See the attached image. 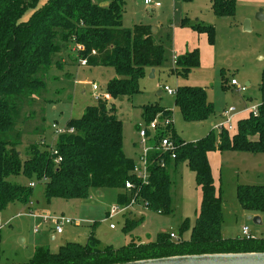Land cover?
I'll list each match as a JSON object with an SVG mask.
<instances>
[{"label": "trees", "instance_id": "16d2710c", "mask_svg": "<svg viewBox=\"0 0 264 264\" xmlns=\"http://www.w3.org/2000/svg\"><path fill=\"white\" fill-rule=\"evenodd\" d=\"M37 2L0 0V210L14 202L27 204L34 190L30 183L45 179L47 199H86L93 188H115L122 208L142 202L148 209L169 215L174 210V176L184 162L195 174L201 204L186 239L182 233L189 228L188 219L182 221L177 239L161 232L152 241L133 238L122 247H104L92 232L85 244L68 242L58 252L38 246L25 263L0 264H118L181 255L264 252V236L247 239L224 235L222 192L215 185L208 157L213 151L264 154V70L260 84L263 102L255 114L237 121L233 133L221 129L216 135L211 130L203 138L187 142L179 137L173 121L165 125L167 118L172 120L173 110L160 104L145 106V124L158 118L159 129L150 141L148 179L144 182L134 172V160L123 150V121L112 101L141 91L139 81L146 69L163 63V44L154 40L151 25L123 26L125 0H48L23 21L25 12ZM237 6L238 0H211L218 18L234 19ZM186 21L188 18L183 19ZM191 29L206 34L209 44L214 45V26L197 22ZM77 45L84 48L78 51V59L85 60V66L115 69L117 76L105 86L112 101L100 98L81 117L70 119L66 126L74 132L58 136L56 154L52 146L38 142L21 152L24 132L17 126L23 107L37 98L45 100V78L50 68L60 63L56 60L59 55ZM200 64V50L195 48L178 56L171 73L187 77ZM176 90L175 103L185 121H205L214 113L204 87L185 85ZM29 117L26 114L23 119ZM163 137L175 145L173 160L158 149ZM21 175L30 183L10 180ZM128 181L132 183L130 189L126 188ZM237 198L244 210L264 213V185L241 184ZM134 224L127 221L124 230Z\"/></svg>", "mask_w": 264, "mask_h": 264}, {"label": "rangeland", "instance_id": "374dc122", "mask_svg": "<svg viewBox=\"0 0 264 264\" xmlns=\"http://www.w3.org/2000/svg\"><path fill=\"white\" fill-rule=\"evenodd\" d=\"M47 1L38 0L35 7L25 12L22 20H28ZM125 2L123 26L132 29L135 24L151 25L155 29L154 40L164 46L162 65L154 68V77L152 68L146 69L139 81V93L113 101L110 96L107 99L115 103L117 116L123 121V150L135 164L141 163L140 156L144 151L139 128L145 126L143 108L147 105L160 104L173 110L175 131L180 138L192 142L211 130L218 135L219 125L227 120L225 111L230 108H235L234 115L239 116L254 111L263 102L260 84L264 70V0H238L234 19H217L211 9V0H153L150 5L145 0ZM157 3L159 6L155 5ZM184 18H188L185 23ZM197 22L215 27L214 45L209 44L206 34L193 32L191 26ZM194 47L200 50L203 59L200 66L187 77L171 73L175 67L173 57ZM70 49L57 57L60 63L56 62L45 78V100L37 98L35 103L31 101L23 107L17 126L24 132L19 147L21 152L33 142L55 146L58 135L53 125L62 128L70 119L81 117L88 106L96 103V93L106 92L107 82L117 76L113 67L81 65L78 50L73 46ZM232 80L245 86L248 83L247 90L240 92L237 87L230 86ZM94 84L99 86V90L93 89ZM185 85L206 89L207 99L214 106L209 119L185 121L176 106V95L164 91L165 86L176 90ZM159 91L163 93L159 95ZM26 114L30 117L25 121ZM224 152L220 169L215 161L212 162L215 185L223 198L224 235L241 236L242 228L248 226L252 234L259 235L256 238L264 236V213L257 215L262 220L261 224L255 223V212L244 210L237 198V188L241 184L264 185V154L258 157L259 162L252 157L253 153ZM258 163L262 166L261 171H254ZM10 180L30 183L23 175L12 176ZM34 183L33 195L27 204L14 202L0 210V263H25L32 258L38 246L58 252L68 242L85 244L92 232L104 247H122L133 238L152 241L161 232L178 236L182 221L188 219L189 228L182 233L186 239L201 204V191L196 185L195 174L185 162L180 164L174 176V210L169 215L148 209L140 202L131 203L110 217L112 208L119 205L118 189L93 188L86 199H47L44 181L34 180ZM31 210L37 215L65 216L79 223L64 225V232L58 234L50 228L51 224L29 216ZM127 221L135 222L130 230H124ZM112 224L115 228H111ZM37 227L41 228L39 233L36 232Z\"/></svg>", "mask_w": 264, "mask_h": 264}, {"label": "built area", "instance_id": "2783aa9c", "mask_svg": "<svg viewBox=\"0 0 264 264\" xmlns=\"http://www.w3.org/2000/svg\"><path fill=\"white\" fill-rule=\"evenodd\" d=\"M146 3L147 4H152L153 3V0H146ZM156 6H159V3L155 4ZM76 49L78 51H81L83 50V46L81 45H77L76 46ZM177 59H178V56L175 55L173 57V60H174V63L177 62ZM81 65L85 66L86 65V61L85 60H81L79 61ZM231 86L233 87H237L238 90L240 92H245L247 90V86L245 85H240L236 80H232L231 83H230ZM93 89L95 91L99 90V86L94 84L93 85ZM164 91H166L168 94L170 95H174L176 94V91L177 90H173L171 88H169L168 86H165L164 87ZM95 98L96 100L102 98V99H108L109 98V94L106 93V92H100V93H96L95 95ZM251 112H254V114L257 112V108L254 110V111H251ZM235 108H230L229 110L225 111V115L227 116V120L225 122H223L222 124L219 125V131L221 129H227L229 130L230 132H232V130L235 128L234 126V122H233V118L235 117ZM172 123V120L170 118H167L165 120V125H171ZM54 129L56 130L57 132V135L60 136L62 134H65V133H72L74 132V128H68L66 125L62 128L58 127L56 124L53 125ZM159 129V121H158V118L152 120L149 124H145L144 128H139V134H140V137L142 139V143L144 144V151H143V154L140 156V164L139 165H135V169H134V172L135 174L141 178L144 182L147 181L148 179V169H147V155L151 149V139H153V137L155 136L156 132L158 131ZM44 143V142H42ZM160 146L158 149H161L163 150V152H167L169 153V158L170 159H175L176 158V153H175V145L174 143L168 138V137H163L160 139ZM45 144V143H44ZM52 151L56 154L57 151L54 149V146L52 147ZM58 161L60 160L57 159ZM45 182V179L43 180ZM30 186L31 187H35V183L32 182L30 183ZM132 187V183L130 181L126 182V188L127 189H130ZM122 209L121 206H114L111 210V212L109 213V216H114L115 214H117L118 212H120ZM29 216L31 217H36V218H40L44 223H46L47 225L48 224H51L49 225L50 228L53 230V231H56V233L58 234H62L64 232V225L66 224H77L79 222H76L74 219L72 218H68V217H65V216H59V215H41V214H35L34 211H29ZM111 228H115V225L112 224L111 225ZM41 231V228L40 227H37L36 228V232H40ZM242 236L243 237H246L247 239H254L256 238L255 235H253L251 232H250V229L248 226H244L242 228ZM171 237L173 239H177L178 236L175 234V233H171Z\"/></svg>", "mask_w": 264, "mask_h": 264}, {"label": "water", "instance_id": "95a60500", "mask_svg": "<svg viewBox=\"0 0 264 264\" xmlns=\"http://www.w3.org/2000/svg\"><path fill=\"white\" fill-rule=\"evenodd\" d=\"M152 31L154 32L155 29L152 28ZM154 71L152 69V77H154ZM160 93L159 91L158 94L160 95ZM254 221L257 224L262 222L257 215L254 217ZM118 264H264V252L181 255Z\"/></svg>", "mask_w": 264, "mask_h": 264}, {"label": "crops", "instance_id": "0c3cea01", "mask_svg": "<svg viewBox=\"0 0 264 264\" xmlns=\"http://www.w3.org/2000/svg\"><path fill=\"white\" fill-rule=\"evenodd\" d=\"M146 1V0H145ZM152 9V7H149V9ZM217 19H220V18H218L217 17ZM227 19H229V18H227ZM155 32V31H154ZM153 32V33H154ZM194 33H197V32H195V31H193ZM197 35H204V34H197ZM206 36V35H205ZM196 47H194V48H192L191 50H193V49H195ZM182 54H184V52H181V53H179V55H182ZM177 56H178V54H176ZM201 60H203L202 59V57H201ZM249 84L247 83V86H248ZM231 86V85H230ZM161 93H160V95L163 93V91H160ZM84 113V112H83ZM251 113V111L250 112H247V113H245V114H242V115H239V116H237V115H235V117L233 118V122H234V126H235V128L232 130V133L233 132H235L236 131V125H237V121L239 120V119H242V118H244V117H247L249 114ZM237 116V117H236ZM229 152H231V153H236L235 151H229ZM224 153H226V152H220V151H213V152H210L209 154H208V157H209V161H210V164H211V167H212V173H213V176H214V180H215V175H214V167H213V161H215V165H218L219 166V169L222 167V165H223V155H224ZM260 155H262V154H253V158L255 159V160H258L259 162H261V160L260 159H258V157L260 156ZM261 164L260 163H258V165L256 166V168H255V170L254 171H258V170H260L261 169ZM261 171V170H260ZM260 171L259 172H257V174L259 173L260 174ZM249 185H257V184H249ZM254 215H259V214H257V213H255ZM241 232H242V230H241ZM253 235H255V236H259V235H257V234H253ZM226 236V235H225ZM241 236H242V233H241ZM226 237H228V236H226ZM52 238H53V236H52ZM24 240L22 239V242H23Z\"/></svg>", "mask_w": 264, "mask_h": 264}]
</instances>
